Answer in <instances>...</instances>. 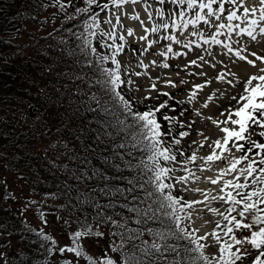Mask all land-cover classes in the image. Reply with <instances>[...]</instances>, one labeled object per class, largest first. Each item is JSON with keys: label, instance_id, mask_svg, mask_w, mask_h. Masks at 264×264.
<instances>
[{"label": "trees", "instance_id": "16d2710c", "mask_svg": "<svg viewBox=\"0 0 264 264\" xmlns=\"http://www.w3.org/2000/svg\"><path fill=\"white\" fill-rule=\"evenodd\" d=\"M85 7H89L85 0H71L63 10L52 0H0V226L17 242L16 254L4 264H36L37 260L47 264L57 245L45 239L52 238L48 231L17 215L3 171L13 172L34 193L36 198L31 200L38 215L58 217L55 220L68 229L71 240L75 231L97 237L106 228V236L115 240L120 264H193L194 260L202 264L197 253L188 251L194 245L176 230L173 210L161 207L167 205L164 196L169 191L182 199L172 188L163 193L156 190L147 141L132 114L159 106L161 93L168 92L172 109H161L156 118L163 131L169 127L180 131L182 112H187L182 92L171 89L139 100L122 83L116 91L129 102V112L111 90L105 70L119 68L121 80L126 81L119 56L142 44L105 37L103 43L124 44L113 65L114 49L101 47L98 36L91 37L93 53L81 37L88 17L100 10L96 5L88 13L75 10ZM166 8L161 7L164 15L158 24L168 23ZM45 12L51 24L42 32L27 30L40 25L38 21L44 24ZM104 12L99 14L100 28L107 32L111 28L103 22ZM104 56L109 59H101ZM163 115L176 118L172 126ZM37 116L42 120L38 122ZM172 134L165 138L168 142ZM161 163L172 168L168 162ZM172 177H165L164 183L171 184ZM181 227L191 231L186 222ZM81 250L78 258L94 264L95 256ZM58 253L64 264H75L72 256Z\"/></svg>", "mask_w": 264, "mask_h": 264}, {"label": "snow or ice", "instance_id": "6c2138e0", "mask_svg": "<svg viewBox=\"0 0 264 264\" xmlns=\"http://www.w3.org/2000/svg\"><path fill=\"white\" fill-rule=\"evenodd\" d=\"M70 2L71 0H65V2H62V0H52V3H54L60 10L67 8ZM141 2L142 0H106L104 3H98V0H85V3L89 7L76 8V12L88 13L91 11L90 6L96 5L100 12L109 10L110 14L115 17V23H113L111 19L105 20L104 23L109 24L111 30L107 32L103 31L100 28V12H94L88 17L89 22H86L84 25L85 33L81 37L84 46L89 47L91 51L95 53L96 48H91L89 40L91 37L98 36L102 41L100 45L101 47L114 49L111 60L112 64L116 65L117 60L115 59V54L124 49V44H116L115 42H113V44H106L103 43V40L107 37L113 41L116 39L123 41L125 37L117 35L116 32L117 26L123 27L121 9L125 5H136ZM157 2L161 5L165 4V0H157ZM171 3L186 5L187 9L194 10V18L183 21V24L180 25L181 27H187L189 24L195 25L203 21L205 25H208L215 30V34H210L212 44H223L224 48L227 49V52L234 53L239 61H246L247 64L256 66L253 60L241 55V52L247 50L246 45L233 49L230 43L217 39V35L225 36L229 41L232 39L233 35L237 37L243 35L247 36L252 42H257L258 37H264V0H259V9L256 7H248L244 0H171ZM213 5H217V7H213ZM227 5H231L232 9L242 10V12L229 9ZM148 7L150 6L146 5L145 11H147ZM111 8H115L117 11L112 12ZM224 13H227L226 16ZM185 14V11H179L172 15H178L182 18ZM155 15L163 16L164 13L160 8H156ZM52 16H55V13H52ZM152 17L153 13L148 12V19L151 20ZM130 18L133 20H140L141 25L144 23L139 15H133ZM221 20H226L227 22L220 23ZM239 20H243V25L240 23H233L234 21ZM38 23L43 26V22L38 21ZM171 26L173 28L178 26L176 19H171ZM161 27L168 30L170 25L161 21L158 25L153 24L150 28L145 27L144 32L147 33L150 31L151 33H158ZM16 31L19 33V29ZM53 31H55V28H53ZM126 33L128 36H132L133 30L127 28ZM48 35L51 36L52 33L49 32ZM193 35L201 36V38H203L198 31L193 33ZM139 39L146 40L147 38L146 36H140ZM163 39L169 41V44L166 46L165 51L159 53L161 57L167 58L169 53L173 54V56L185 55V53L178 51L174 52L173 50V43H181L178 35L170 33L169 35L163 36ZM7 42L8 41H5V43ZM208 42V39H204V44H207ZM152 43L153 41L149 40L148 46L151 47ZM192 43H194V41L184 43L183 47L188 49ZM235 43L239 44L240 42L235 41ZM199 47L201 46L197 45V48ZM145 51H147V49H145ZM205 51L207 50L205 49ZM252 55L256 56V60L260 61L261 64H264V56L256 55V53H252ZM208 57H210V59L206 58L204 55H200L198 60L201 61L202 64H211L215 67V64L213 63L215 55L213 53H208ZM101 59L107 60L109 57L104 56L101 57ZM155 63L156 62L153 61V64ZM189 63L190 65L202 66V64H197L196 59L191 60ZM233 63H235V61H233ZM140 66L148 68L147 64L141 63ZM160 66L165 69L169 68L168 63H162ZM105 73L108 77V83L111 85V90L124 104V107L131 112L129 102L125 100L124 96L116 91V89L120 87L122 83L132 84L133 81H122L119 68L106 69ZM259 73L260 74L249 76L245 81H241L244 85L243 93L239 94L238 97L236 95L231 96V100L236 101V107L233 108L230 105L227 110L220 113L221 116H226L224 120L220 121L209 117V119H212V123L219 127V130L223 135L221 139H216L208 145L211 148V152L200 158L204 162L200 166V171L204 172L210 170L204 166L209 163L226 162L227 166L225 168H220L218 174L214 178H206L211 185H222L217 188V194L212 195L210 190L205 191L200 188H195L192 189V191L202 193L203 200L186 201L182 203L169 191V194L164 196V200L168 202L167 205H161V207H167L173 210L172 215L174 217L176 230L179 232L182 239H187L191 245H194V247L189 248L188 251L197 253L198 256L196 259H199L202 264H238V262L239 264H243L244 258L251 254V249L264 248V226L259 227L258 230L251 231L255 224L264 225V215H261V213L264 212V209L258 207V205L264 204V186L255 187L256 185H264V142H259L258 140L253 139V136L264 138V67L259 68ZM134 74L137 76L142 75L140 72H135ZM200 75H203V72H201ZM217 79L223 81L225 79L224 74H220ZM164 82L171 87L177 86L170 79L165 80ZM228 82L231 84V80ZM181 83H184V81H181ZM204 86L205 85L197 84L194 87L196 89H201ZM151 89L158 90L155 81L151 84ZM161 95L168 97L169 93L163 92ZM221 95H224V93H221ZM195 96L196 92L193 91L188 96L189 103L193 101ZM144 99H149V97L145 96ZM208 99L211 100L212 96L210 95ZM167 107L168 105L166 103H161L154 109L149 108L143 112L132 113L135 120L139 122V130L143 132V140L147 141L146 149L147 152L150 153L148 155V162L152 165L150 170L154 174L153 182L156 184V190L161 193H163L165 189L170 190L173 187L172 184H165L164 178L176 171L175 168L165 167L161 161L170 164L178 163L183 165L182 170L186 175L177 176V183L187 185L190 178L195 180L200 179L199 176H196V174L187 167L189 163H196L198 159L197 153L193 151L192 154L186 156L184 160L177 161V155L184 156V153L179 151L174 152L173 146L180 145L181 140L174 138L169 143L165 139L171 135V127H169L167 132L163 131L161 123L157 121L156 116L161 109H166ZM203 107L206 108L208 105L205 104ZM196 114L199 115L200 113L197 112ZM35 119L39 122L42 120V117L37 116ZM175 120L176 118L174 116L163 115V121L168 122L170 126L173 125ZM190 126L191 125H189V127ZM188 135L189 133L187 131L182 130L179 132L181 138ZM207 139L208 137H204V140ZM200 147L203 148L204 144L201 143ZM234 153H240V155L236 156ZM238 165L240 167H238ZM254 173L259 174L254 175ZM230 175L232 177L231 179L226 178ZM250 177L252 178L250 183L253 187L251 190L245 191V189H249ZM217 200L223 203H231L232 207L226 209V212L228 213L227 215L225 214V211L210 206L211 202ZM197 205H202L203 207L197 210V215L194 217L193 210H196ZM238 206L242 207L237 212ZM205 209L207 212L222 217L223 220L226 221L223 227V236L228 237L227 240H222L221 235L216 231V229L221 227L219 221L216 222L215 228L206 235L197 236L194 235L192 231H187L181 227L182 220L187 219L191 221L199 218L200 212H203ZM233 212H237V215H231ZM180 213H184V215L181 216ZM165 214L167 215L168 213ZM237 216L239 218H237ZM246 218H250L251 223L246 222ZM205 223H207V221H205ZM241 230L250 231V235H243V238H238ZM196 231H198V229H196ZM234 231L237 234H233ZM101 234L102 233H98L97 235ZM90 235L91 233L88 231H75L72 233L73 239L71 240L70 245L59 247L55 250L60 253H73L74 256L72 257V260L74 262L76 257L82 255V238ZM45 239L51 240V243L53 244L56 243L51 237L45 236ZM207 239H211L212 243L218 246V254L211 256L205 254V250L209 247V244L200 243V241H206ZM153 247L156 248L157 251H160L157 245H153ZM261 257H264V250H261L259 254L254 257L251 264H264V259H261ZM89 259H91V257H89ZM4 260L5 257L3 252L0 251V264H4ZM99 264H113V260L106 259L100 261ZM193 264H195V260L193 261Z\"/></svg>", "mask_w": 264, "mask_h": 264}, {"label": "rangeland", "instance_id": "374dc122", "mask_svg": "<svg viewBox=\"0 0 264 264\" xmlns=\"http://www.w3.org/2000/svg\"><path fill=\"white\" fill-rule=\"evenodd\" d=\"M245 4L248 7H256L259 9V0H244ZM146 5H149L147 11H145ZM167 6L166 10L170 15L167 22L170 25L168 30H163L160 34L158 33H151L150 31L145 33V27H151L153 22L161 16L155 15V9L160 8L163 6ZM213 7H217V5H213ZM229 9H232L231 5H227ZM50 10V9H49ZM198 10V9H196ZM238 10V9H232ZM112 12L117 11L115 8H111ZM179 11H185L184 17L173 16V13H178ZM50 12V11H49ZM148 12L153 13V17L151 20L148 19ZM227 13H224L226 16ZM133 15H139L141 20L144 21L143 25H141L140 20H133L130 17ZM258 15V13H257ZM46 18L45 23L43 26L39 24L32 25L27 28V30L34 32L35 31H43L51 24L52 19L48 17V13L45 12L43 15ZM177 20V27L173 28L171 26V19ZM194 18V10L187 9L186 5H177L171 3V0H165V4L161 5L157 2V0H142L141 3L136 5H125L121 9V20L123 27L117 26L116 31L121 32L124 31L126 37L130 40H136L137 42L142 44V47L136 46L131 50L123 51L119 59L122 65L121 69L123 77L126 81L131 80L133 81L132 84H128V88L126 91H130L134 97H138L139 100H142L145 96H154L158 92H163L164 90H171L173 89L176 93L180 89L182 92V99H184L185 103L184 109L187 112H182L184 115V119L180 121V131H187L189 133L188 136L181 138L179 136V132L176 129H172L171 132L172 138L169 139V143L172 139H180V145H174L173 148L176 149V152H183L184 156L177 155V161H182L185 159L186 156L192 154L193 151L197 153L198 159L195 164L189 163L187 167L199 176V180H195L190 178L187 185L177 183L176 177L180 175H186L183 172L182 168L183 165L178 163L172 164L173 168L176 169L174 176L170 179L171 184L173 185L172 190L177 191L178 194L181 196H185V201H196V200H203V194L194 192L192 189L200 188L205 191H211L212 195L217 194V188L222 185H211L210 182L206 180V178H214L218 174V170L220 168H225L226 162H213L207 165H204L206 168L210 170L201 172L200 166L204 163L202 157L210 154L211 148L208 146L211 144L212 141L216 139L222 138V133L219 130L217 125L212 123V119L215 120H224L226 116H221L220 113L225 111L231 105L233 108L236 107V101L231 100L232 95H236L238 97L239 94L243 93V83L241 81H245L251 75H257L259 73V68L264 67V64H261L260 61L256 60V56L252 55V53H256V55L264 56V37H258L257 42H252L249 40L247 36H240L237 37L235 35L232 36V39L229 41L226 39L225 36L217 35V39H220L226 43H230L233 49L240 48L241 46L246 45L247 50L241 52V55L246 56L248 59H251L255 62L256 66H252L247 64L246 61H239L237 57H235L234 53H228L227 49L224 48L223 44L216 45L211 43V35L215 34L214 28H210L208 25H205L203 21L192 25L189 24L187 27H181L180 25L183 24L185 20H191ZM107 19H111L113 23H115V17L105 10L104 13V21ZM160 19V18H159ZM215 19V18H213ZM226 20H221L220 23H226ZM233 23H240L243 25V20L234 21ZM106 27L111 28V26L107 23H104ZM131 28L133 30V35L128 36L126 33V29ZM201 33V36L193 35L195 32ZM176 34L178 38L181 40L180 44L173 43L172 47L174 52H182L185 53L183 56H173V54L169 53L168 57H161L159 53L166 50V46L169 44V41L164 40L163 36L169 34ZM140 36H146V40H140ZM204 39H208V43L204 44ZM153 41L151 47L148 46V41ZM190 41H194L191 44L190 48L186 49L183 47L184 43H188ZM235 41H239L240 43L237 44ZM197 45L201 47L197 48ZM147 49V51H145ZM205 49L207 51H205ZM208 53H213L215 55V60L213 63L215 67L211 64H202L201 61L198 60L200 55H204L206 58L208 57ZM197 60V64L202 66H195L190 65L191 60ZM153 61L156 63L153 64ZM235 61V63H233ZM141 63L147 64L148 68L141 67ZM162 63H168L169 68L165 69L162 68L160 65ZM135 72H140L142 75H135ZM203 72V75L200 73ZM220 74H224L225 79L220 81L217 77ZM171 80L177 86L171 87L170 85L166 84L165 80ZM229 80H231V84H229ZM155 81L158 86V90H152L151 84ZM184 81V83H181ZM197 84L205 85L201 89H196L194 86ZM196 92V96L191 103L188 101V96L193 92ZM224 93V95H221ZM212 96V99L209 100L208 97ZM163 99L159 100L160 103H166L169 109H172L171 105L167 97H162ZM183 103V101H182ZM207 104L208 107H203V105ZM189 111V112H188ZM199 112L200 114L197 115L196 113ZM211 117L212 119H209ZM189 125H191L189 127ZM223 126V125H221ZM202 134V135H201ZM204 137H208L207 140H204ZM260 139L258 141H264V138H260L258 136H253V139ZM195 142V143H194ZM203 143L204 147L201 148L200 144ZM258 151V150H254ZM234 152V150H233ZM236 156H239L240 153H234ZM246 163V162H244ZM238 167H240L238 165ZM3 176L5 177L4 181L7 183L8 187V194L10 197V204L13 205L14 210H16L17 215L21 217V220H25L29 225H35L42 230H46L50 233L52 238L56 241L55 245L57 248L63 247L66 245H70L71 239L68 237V229H65L62 223H59L55 220L58 218L55 216H47L46 214L43 216L38 215V210L35 207L34 203H32V198H36L34 193H29L28 187L21 181L18 180L17 176L11 171H3ZM259 173H254V175H258ZM231 179V175L226 177ZM249 179H252L251 177ZM242 180V178H241ZM264 185H259L258 187H262ZM251 183H249V189H245V191H249L252 189ZM187 189V190H186ZM239 198V197H238ZM38 198L37 200H39ZM8 202V201H7ZM211 207H216L221 211H225L226 209L232 207L231 203H223L220 201H213L211 202ZM202 205H197L196 210H193V216L196 217L197 210L202 208ZM242 206H238L237 212L240 210ZM259 208L264 209V204L258 205ZM237 212L231 213V215H237ZM184 213H182V216ZM264 215V212L261 213ZM237 218H239L237 216ZM187 223L193 228V232L199 235H206L210 233L213 228H215L216 222L219 221L220 228L216 229L218 233H220L222 240H227L228 237L223 236V227L226 221L223 220L222 217H219L215 214L209 213L206 209L203 212H200L199 218L194 220H187ZM207 221V223H205ZM246 222L251 223L250 218H246ZM2 221L0 220V224ZM264 226L261 224L253 225L251 231L258 230L259 227ZM18 229V228H17ZM103 229V228H102ZM198 229V231H196ZM100 232V231H99ZM103 232V230H101ZM106 233H102L101 235L93 236H85L82 238L81 248L95 256L94 264H99L102 257L106 259H112L113 264H120L119 262V253L115 250V240L112 235L106 236L108 230L105 228ZM105 234V235H103ZM233 234H237L235 231ZM243 235H250V231L241 230L240 235L238 238H243ZM200 243H207L209 247L205 250L206 255H216L218 254V246L212 243L211 239H207L206 241H200ZM250 247V246H248ZM17 250V242L15 239H10L8 235L1 232L0 226V251L3 252L5 257L4 263L9 257H13L16 254ZM257 249H251V254L244 258L243 264H248L250 257L255 253ZM14 254V255H13ZM49 254V253H48ZM47 254V255H48ZM66 254V253H64ZM68 256H74L72 253H67ZM264 259V257H261ZM47 264H64V260L62 256L56 251L53 254L49 255L47 258ZM73 262V260H72ZM75 264H86L80 258L76 257ZM33 264V263H29ZM36 264H41L40 261L37 260ZM239 264V262H238Z\"/></svg>", "mask_w": 264, "mask_h": 264}]
</instances>
